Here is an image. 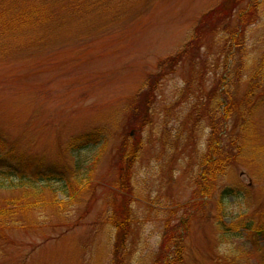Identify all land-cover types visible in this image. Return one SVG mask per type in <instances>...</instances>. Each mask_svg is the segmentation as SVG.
I'll use <instances>...</instances> for the list:
<instances>
[{
	"label": "rangeland",
	"instance_id": "obj_1",
	"mask_svg": "<svg viewBox=\"0 0 264 264\" xmlns=\"http://www.w3.org/2000/svg\"><path fill=\"white\" fill-rule=\"evenodd\" d=\"M230 2L95 0L85 12L92 26L52 28L0 56V133L32 158L81 161L90 174L74 198L54 182L55 199L47 190L42 201L29 196L5 208L0 264H113L109 218L127 205L117 164L126 134L142 148L132 165L131 233L121 264H156L170 236L181 242L174 264H264V80L257 86L264 0H239L232 10ZM193 34L194 51L162 69ZM152 83L148 106L144 86ZM100 129L104 145L70 147L72 137ZM211 144L224 157L215 179L203 172L217 158ZM8 181L2 205L23 193ZM235 185L245 194L221 204L222 190ZM225 208L236 216L234 227L221 226Z\"/></svg>",
	"mask_w": 264,
	"mask_h": 264
},
{
	"label": "trees",
	"instance_id": "obj_2",
	"mask_svg": "<svg viewBox=\"0 0 264 264\" xmlns=\"http://www.w3.org/2000/svg\"><path fill=\"white\" fill-rule=\"evenodd\" d=\"M94 1L95 0H0V56H3L2 58L6 60L7 57L15 50L25 45L29 46L38 40L41 41L42 38H44V36L52 28H54L56 32L61 33L65 29L64 27L69 25L79 26L85 24L88 27L92 26L89 20L85 18V12L87 9L91 10L90 7L94 4ZM97 1H99L100 4H103L113 0ZM226 1L227 0H225V2ZM235 1L238 2L239 0ZM235 3L230 2V4H228V8L230 10L235 8L237 6V3ZM252 10H254V7L250 8L249 12L247 11V16L252 14ZM203 17L204 16L201 17V21L199 23L200 25L201 23L203 24L205 19V17L204 19ZM248 21L249 20L246 19V23ZM66 37L68 38V36ZM197 39L198 37L196 38V35L194 36L193 34L189 44L186 46L187 48H183L180 51H177L175 55L168 57L165 63L161 64L163 61L159 63L160 67L162 69H164V67L166 68L170 64L169 60H172L174 63L178 60H181V58L185 57L189 49L194 51L192 47L196 45ZM259 71H262L264 76V66H262ZM263 76H259L260 80L257 86L262 87V81L264 80ZM252 86H256L255 83H252L251 87ZM144 87L146 88L145 91L147 92V101L149 106L155 101L156 85L152 83L149 88H147L146 85ZM249 92H252V90L250 89ZM259 92L261 93L263 90ZM260 93L258 95H260L261 98L263 96L264 99V93ZM248 95V92L244 95L245 102ZM247 106L250 107L251 112H253L254 108H252L250 101L247 102ZM211 121L214 127L213 129H215L217 126L215 118L212 117ZM102 132L103 131H101V129L82 132L70 139V147L74 149L82 147L84 148L92 144L102 143L104 145L105 142L103 140H105L104 138L107 139V136ZM125 136V143L121 148L122 152L119 153V161L117 164L119 170L118 184H120V188H122L124 191L123 195L121 196L122 198L123 196L125 197L126 200L123 201H126L127 205L123 206L121 209L116 208L114 212L115 214H113L112 218H109L112 224L116 226L114 242L115 257L113 259V264H121L122 260H120V251L123 247H125V241L128 239V235L131 233V209L128 202L132 200V196L129 198L128 194L132 195L133 193L131 177L132 165L138 158L142 148L141 141H133V143H128V138H130V136H127V134ZM130 140H132V138H130ZM16 147V145L10 144L6 140V137L0 133V188L9 187L8 180H12L11 184L18 185L23 189L20 199L12 198L6 202L5 205H2L0 201V218L3 217L5 208H13L17 206L19 204V200L27 202V198L29 196H35L38 201H40V199L42 201L46 197V191L50 190L52 191L53 198L55 199L59 192L55 190L57 189L56 187H53L52 183L54 182L62 185V192L66 196L69 198L73 196L74 198L77 191H79L82 184H84L85 180L89 179L90 177V174L84 171L81 161L69 163L66 162L67 160L65 161V159L60 158L57 161L47 163L44 158H32L31 153L26 152V149H20V151H18ZM209 148H211V152H213V149L216 148V151H214L213 155H217V158L213 160L211 156V160H209V162L205 161L203 172L206 175L211 173L210 178L215 179L216 175L219 174L224 168V157L221 156L222 151H218L217 146L214 148L211 144ZM98 158L99 156L96 157V160ZM125 172L128 173L126 178ZM199 188L200 192L204 191L205 186L203 183L199 185ZM242 194L245 193H243L241 188H239L237 185L228 186L221 192L220 203L222 204L224 200V202H231V198L237 199ZM219 216L221 220V226H223L225 229L229 228V224H231L233 227L236 225V216L228 213L226 208L222 209ZM225 217H229L230 221H226L224 219ZM167 225L169 227V223H167ZM248 225V227L254 226L251 223ZM231 230L233 231V228L229 229L228 231ZM259 231H264V228L260 227ZM179 239V236H170L164 238L160 245L161 252L157 257L158 260L155 262L156 264H174L181 258V242ZM170 247H174V249L171 250V253L169 250H167ZM172 254L173 257L170 258Z\"/></svg>",
	"mask_w": 264,
	"mask_h": 264
}]
</instances>
